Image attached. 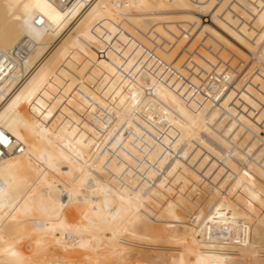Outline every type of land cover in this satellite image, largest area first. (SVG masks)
<instances>
[{"label":"bare ground","instance_id":"obj_1","mask_svg":"<svg viewBox=\"0 0 264 264\" xmlns=\"http://www.w3.org/2000/svg\"><path fill=\"white\" fill-rule=\"evenodd\" d=\"M178 29L222 45L197 73L261 54V87L204 103L129 39L188 76ZM18 46L0 58V129L24 145L0 161V264H127L135 238L168 253L154 264L264 251V0H0V49Z\"/></svg>","mask_w":264,"mask_h":264},{"label":"rangeland","instance_id":"obj_2","mask_svg":"<svg viewBox=\"0 0 264 264\" xmlns=\"http://www.w3.org/2000/svg\"><path fill=\"white\" fill-rule=\"evenodd\" d=\"M239 8L237 7V10H238ZM134 27L133 28H135L138 32H139V35H138V37H139V39H140V37L142 36L143 37V35L145 36L146 34H147V32L146 31H144V29L142 30V29H140L139 30V28H138V26H136L135 25V23H133L132 24ZM181 26H183L184 27V25H181ZM140 27V26H139ZM132 28V27H131ZM135 29H132L133 30V32L134 31H136ZM143 32H142V31ZM136 31V32H137ZM178 31H180L181 33H179V35H177L176 37H175V39H173V43H172V41L170 42V41H168V40H171V39H168V40H166V46H167V44L170 42V44H174V43H176L175 44V48H174V53H173V56L175 57V59H176V62H177V65L180 67L181 66V64H182V66L184 67H186L187 68V66H186V63L187 62H189V64L188 65H196L195 67L198 69V67H200L201 68V65H205V66H202V69H200L201 70V72L202 71H205V69L203 68V67H205V68H207V67H209L208 65H206L207 63H210V65L211 66H214V65H212L211 63H212V60L210 61V60H208V61H205V63L206 64H203L202 63V60L201 59H203V58H205L206 56L207 57H211V55L213 56V54L211 53L212 51H213V48H214V50H216V49H218V51H219V49L220 48H217V46H216V44L217 45H219L220 43L219 42H216V44H215V42H212V43H214V45H212V50L210 49V48H208V50H207V45H205L206 43H204L205 42V39H204V41H203V39H202V36L201 35H198V36H196L194 33H188V35H186L187 33H185L184 35H182V33H183V31L182 30H180V29H178ZM136 32H134V34H137ZM142 32V33H141ZM145 32V33H144ZM140 34H141V36H140ZM148 35V34H147ZM146 35V38L149 36H147ZM180 36H182V37H180ZM137 37V38H138ZM150 37V36H149ZM178 37V38H177ZM186 37V38H185ZM144 38V37H143ZM205 38V37H204ZM145 39V38H144ZM150 39V38H149ZM179 39V40H178ZM201 41H203V42H201ZM178 43V44H177ZM207 44H211L210 42L208 43L207 42ZM181 45H183V46H181ZM209 46V45H208ZM220 47L222 46V45H219ZM168 47L169 48H171L170 46H169V44H168ZM226 48H228V49H231L229 46L227 47L226 46ZM197 50L199 51L200 50V52H199V54H197L198 52H197ZM202 51V52H201ZM210 51V52H209ZM196 52V53H195ZM216 52H217V50H216ZM203 53H205V54H203ZM196 54V55H195ZM201 54V55H200ZM176 55V56H175ZM198 55H200V57L201 56H203V55H205V56H203V57H201V59H197V58H200V57H198ZM208 55H210V56H208ZM252 55V54H251ZM250 55V56H251ZM253 55L255 56V58H258L260 61H263L262 60V57L261 56H257V55H261V54H258V53H253ZM192 56H194V58H195V61H194V63H196V64H193V61L192 60H194V58H192ZM197 57V58H196ZM191 59V60H190ZM208 58H205V60H207ZM211 59V58H210ZM258 59H256V61H258ZM182 61V62H181ZM200 61V62H199ZM214 63L216 62V61H213ZM218 63H219V61H217ZM190 63H192V64H190ZM217 63V64H218ZM198 64V65H197ZM221 68H222V70L223 69H225V67H228V66H231V64L230 65H228L227 66V64H225L224 63V61H220V63L218 64ZM223 65V66H222ZM240 65V66H239ZM237 64L236 66H238V67H236V66H234V64H233V67L236 69L237 68V70H235V72H233V73H237L236 71H238L239 72V68H241V70L242 71H244V72H246V73H244V75H243V77L241 76V73H239V75L242 77V78H240V76H235L236 74H233V76L235 77V78H240L241 79V81H239L238 79H235L236 81H235V83H233V84H239V86H242V88L244 89V91L245 92H249V91H253V90H257V89H259L260 87H261V84L260 83H258V79H257V73H258V71L257 70H255V68H253L252 66H251V68H250V65L249 64H247L246 66L248 67V68H242V67H245V65L243 66V65H241V63L240 64ZM242 66V67H241ZM183 67H181V69H183ZM184 67V68H185ZM215 67H217V66H215ZM191 68H193L192 66H191ZM221 68H219V69H221ZM231 68H232V66H231ZM233 68V69H234ZM194 69V68H193ZM226 69H228V68H226ZM239 69V70H238ZM244 69H246V70H244ZM248 69H250V71L248 70ZM196 70V69H195ZM199 70V71H200ZM240 70V71H241ZM248 70V71H247ZM252 70V71H251ZM238 75V74H237ZM246 78V80H247V82L246 81H244V79ZM252 79V80H249V79ZM254 79V80H253ZM255 82V83H254ZM248 84H250V85H248ZM255 84V85H254ZM251 85H253V86H251ZM245 86H247V87H249V88H247V87H245ZM256 86V87H255ZM251 87V88H250ZM253 87V88H252ZM257 88V89H256ZM242 90V89H241ZM230 97V98H229ZM225 98H227V99H232L233 98V96H232V94H231V91H230V93L229 94H227V96H225ZM194 191V190H193ZM193 191H191V192H193ZM195 193L194 194H196V193H198L197 191H194ZM145 234H147V232H148V227H147V229L145 228ZM133 241H135L136 243H135V245L134 244H131L130 246H128V250H122V252H125V253H128V254H130V256H129V261L127 262V264H138V263H140V264H154L153 262H149V263H146L147 261H150V260H146V262L144 261V259H149V258H152L151 260H153V258L155 259V256H156V258L157 257H160L161 255L162 256H167L168 255V253L166 254V252H162V250H157L156 248H154V247H152L151 245H149V244H147L146 242V238H135V239H133ZM252 241H255L256 242V244H255V242H254V244L257 246V245H259V246H257V247H260V245H261V247H263L264 248V243H263V241H257V239L256 238H253L252 239ZM259 242V243H258ZM91 243H93V242H90V243H88V244H90V246L91 245H93V244H95V243H93V244H91ZM262 243V244H261ZM138 244V245H137ZM89 246V247H90ZM85 247H88L87 246V244H85ZM153 248V249H152ZM116 250V251H115ZM114 252H117L118 250L117 249H114L113 250ZM155 251V252H154ZM121 252V251H120ZM141 254V255H140ZM160 255V256H159ZM260 255V256H259ZM76 256H78V255H76ZM144 256V257H143ZM150 256H152V257H150ZM133 257V258H132ZM140 257V258H139ZM130 258H132V260H130ZM192 258H194V257H192ZM255 258V259H254ZM142 259V260H141ZM108 260H110V261H112L113 259L112 258H108ZM141 262H140V261ZM213 260H215L216 262L215 263H217V260H222V263L223 262H225V261H231V262H237L238 264H241V263H244V262H247L248 263V260L250 261L249 262V264H264V251L261 253V254H258L257 256H255V257H251V258H248V260H246V261H243L242 259H229V260H227V259H225V258H223V257H216V258H214V259H212V261ZM234 260V261H233ZM242 260V261H241ZM137 261V262H136ZM143 261V262H142ZM214 262V261H213ZM158 264V263H157ZM159 264H166V263H159ZM221 264V263H220Z\"/></svg>","mask_w":264,"mask_h":264},{"label":"built area","instance_id":"obj_3","mask_svg":"<svg viewBox=\"0 0 264 264\" xmlns=\"http://www.w3.org/2000/svg\"><path fill=\"white\" fill-rule=\"evenodd\" d=\"M54 4L63 5L65 3L69 4L70 2H74L75 0H51ZM195 1V0H193ZM216 2H219L221 0H214ZM238 1V0H233ZM201 19L204 22H209V16H206L205 14L199 15ZM36 24L41 27L44 25V19L41 17L36 20ZM129 39L133 42L135 41L136 44L139 47H143L145 52L147 54H150V58L155 59L156 63V70L158 67L164 66L165 71H169L170 74L177 77L178 80L184 82L183 84L193 92L194 95L200 96L203 100V102L207 103H214V104H220V101L222 100V97L227 94L232 87L234 86L233 83L235 81V77L233 76L232 72L230 70H237L231 69V67H225L228 69H224L220 72H203V73H197L193 68H191L186 63V66H188V76H185L181 74L178 69H176L172 64H166L159 56L156 55L155 49H150L140 43L134 36L129 34ZM158 45V43H156ZM157 47V46H156ZM24 52L19 46L16 49H13L10 51V55L6 56V54L0 49V58L4 57L5 63L8 66V63H12L13 56H17L18 52ZM255 56L252 54L251 57H249L246 60L239 61L238 65L241 62V65H247ZM230 64V63H225ZM12 64H10L11 66ZM164 71V72H165ZM161 78V77H160ZM192 78H195L197 82H194ZM1 81V76H0ZM10 149H13V151L17 152L18 154L24 152V145L20 144L12 135H10L8 132L0 129V161L7 157L10 154Z\"/></svg>","mask_w":264,"mask_h":264}]
</instances>
